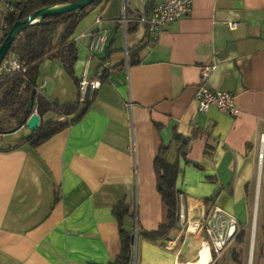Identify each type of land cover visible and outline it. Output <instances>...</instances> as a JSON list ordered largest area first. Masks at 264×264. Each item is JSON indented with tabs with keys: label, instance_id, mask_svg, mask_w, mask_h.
Instances as JSON below:
<instances>
[{
	"label": "crops",
	"instance_id": "1",
	"mask_svg": "<svg viewBox=\"0 0 264 264\" xmlns=\"http://www.w3.org/2000/svg\"><path fill=\"white\" fill-rule=\"evenodd\" d=\"M159 1L93 5L74 32L75 71L89 81L103 67L110 75L85 116L36 148L0 150V264H107L121 249L113 209L124 200L135 212L127 228L168 223L154 170L163 145L180 168L179 220L158 240L138 233L134 264H209L207 237L188 232L189 222L215 206L246 224L264 212V0H194L190 14L150 34L137 20ZM98 34L108 41L92 53ZM206 66L214 67L202 78ZM37 84L51 100L78 98L61 59L42 61ZM201 84L232 93L240 114L199 111ZM84 108L44 118L72 120ZM30 133L26 125L4 133L0 148Z\"/></svg>",
	"mask_w": 264,
	"mask_h": 264
},
{
	"label": "trees",
	"instance_id": "2",
	"mask_svg": "<svg viewBox=\"0 0 264 264\" xmlns=\"http://www.w3.org/2000/svg\"><path fill=\"white\" fill-rule=\"evenodd\" d=\"M75 1L77 0H16L15 11L8 18L9 28L11 29L16 22L23 20L41 8ZM99 1L95 0L90 6L81 10L47 15L22 29L15 36L7 57L12 54L16 55L24 63L26 70L24 72L0 70V87L3 89L0 96V111L7 110L9 119L15 122L14 127L5 129L0 119V136L25 125L27 118L31 115L29 107L32 99L34 102L33 109L37 110L41 121L37 129L22 138L18 144L8 148H0V150H11L24 144L36 148L62 129L85 116L98 93L99 87L94 90L88 88L85 94H82V78H79L75 71L78 49L74 32L91 7ZM57 58L62 60L66 71L73 78L78 89V98L74 102L61 103L58 100H51L42 90L38 89L37 76L40 64L45 59ZM109 75V68L103 67L99 76L100 83H104ZM82 102L85 103L84 110L72 120L63 122L44 118L49 111L70 115L78 109ZM174 139L181 141L183 145L188 141L177 131L174 133ZM168 151L169 146L163 145L154 160L156 187L168 208V223L161 224L158 229L151 231L141 230L138 227V233L150 240L164 238L172 228L177 226L179 220L176 180L180 168L178 164L171 163L167 159ZM216 195L217 192L206 198V201L213 200ZM113 213L119 223L121 249L119 254L107 264H133L135 228H127L126 219H134L135 212L132 210L130 203L124 200L114 207ZM212 255L214 259L217 257L214 252ZM235 259L238 264L241 263L237 256Z\"/></svg>",
	"mask_w": 264,
	"mask_h": 264
},
{
	"label": "built area",
	"instance_id": "3",
	"mask_svg": "<svg viewBox=\"0 0 264 264\" xmlns=\"http://www.w3.org/2000/svg\"><path fill=\"white\" fill-rule=\"evenodd\" d=\"M194 0H160L150 12H144L138 17V22L145 25L150 34H157L167 25L179 20L190 14L193 8ZM16 0H0V46L7 37L10 28L8 18L15 11ZM231 27L235 28L237 23L231 22ZM108 41L105 34L95 35L90 43V51L93 53L97 50H104ZM90 58L85 62L84 76L87 75ZM214 66H206L202 69V78H207ZM1 71L6 72H24L25 65L16 55H9L0 66ZM98 78L89 81L82 78V94L90 88L94 90L100 86ZM39 89V88H38ZM196 101L199 111H207L210 107L215 106L219 110L228 114L237 116L240 109L236 105L235 96L226 91H215L201 84L196 90ZM130 106L131 103H128ZM188 232L202 231L207 237L210 251L220 255L224 249L234 240L238 231L237 218L219 206H215L210 212L205 214L200 221L188 223ZM138 230L136 228L135 237L137 238ZM136 246V240H135ZM134 264V261H133Z\"/></svg>",
	"mask_w": 264,
	"mask_h": 264
},
{
	"label": "rangeland",
	"instance_id": "4",
	"mask_svg": "<svg viewBox=\"0 0 264 264\" xmlns=\"http://www.w3.org/2000/svg\"><path fill=\"white\" fill-rule=\"evenodd\" d=\"M2 90L0 87V96ZM8 114L7 110L0 111V119L5 129L15 126V122L9 119ZM208 255L211 262V253ZM236 256L241 260L240 264H264V212L260 213L258 219L249 221L248 224L238 221V231L234 240L217 255L213 264H238ZM200 263L207 264L204 261Z\"/></svg>",
	"mask_w": 264,
	"mask_h": 264
},
{
	"label": "water",
	"instance_id": "5",
	"mask_svg": "<svg viewBox=\"0 0 264 264\" xmlns=\"http://www.w3.org/2000/svg\"><path fill=\"white\" fill-rule=\"evenodd\" d=\"M95 0H77L75 2L64 3V4H57L49 7H44L36 12L28 15L23 20L16 22L10 29L7 37L5 38L4 42L0 46V66L6 59L7 55L9 54L11 45L15 39V36L19 31L22 29L36 23L41 18L51 15V14H58L64 12H71L74 10H81L88 6H90ZM33 99L30 102L29 110L31 111V115L27 118L25 125L31 130L34 131L40 124L41 118L37 111L33 109ZM20 127V126H19ZM18 128V127H17ZM135 237V236H134ZM136 238V237H135Z\"/></svg>",
	"mask_w": 264,
	"mask_h": 264
},
{
	"label": "bare ground",
	"instance_id": "6",
	"mask_svg": "<svg viewBox=\"0 0 264 264\" xmlns=\"http://www.w3.org/2000/svg\"><path fill=\"white\" fill-rule=\"evenodd\" d=\"M204 252H206L207 255H208V253H210V248H209V244L208 243L205 244V246L201 250V253H204ZM179 264H181V263H179Z\"/></svg>",
	"mask_w": 264,
	"mask_h": 264
}]
</instances>
